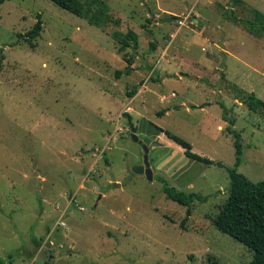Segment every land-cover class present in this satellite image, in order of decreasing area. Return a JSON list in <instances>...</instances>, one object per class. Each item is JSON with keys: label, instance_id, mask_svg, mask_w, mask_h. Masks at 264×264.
I'll list each match as a JSON object with an SVG mask.
<instances>
[{"label": "rangeland", "instance_id": "rangeland-1", "mask_svg": "<svg viewBox=\"0 0 264 264\" xmlns=\"http://www.w3.org/2000/svg\"><path fill=\"white\" fill-rule=\"evenodd\" d=\"M82 3L85 17L52 0L0 5V258L250 262L253 250L215 220L237 161L231 119L242 134L239 171L264 180V111L242 102L249 92L264 99V34L235 20L264 12V0ZM100 9L111 17L103 26L89 21ZM40 17V35L26 39ZM129 29L139 35L137 52H119L112 33ZM131 124L150 148L152 180L132 176L144 149ZM166 131L223 166L189 158ZM165 183L208 198L188 215Z\"/></svg>", "mask_w": 264, "mask_h": 264}, {"label": "trees", "instance_id": "trees-1", "mask_svg": "<svg viewBox=\"0 0 264 264\" xmlns=\"http://www.w3.org/2000/svg\"><path fill=\"white\" fill-rule=\"evenodd\" d=\"M5 1L7 0H0V5ZM52 1L78 16L85 17L87 15L84 10L82 0ZM234 1L240 2L241 0ZM253 14L254 18L252 19L235 17V20L237 22H241L249 31L255 34H264V12L255 9ZM110 18V14L108 12L104 11V9H100L97 14L89 17V21L94 25L103 26L105 23L110 21ZM116 22L120 24L119 20H116ZM42 29L43 23L40 17L34 27L25 34L26 39H36L40 35ZM112 36L119 44V52H124L130 47L135 49L134 51L137 52L139 47V35L133 29H129L126 33L116 30L112 33ZM153 49H155V44H152V50ZM120 74L121 71L116 72L118 77ZM136 92L137 88L134 87L128 93L132 96ZM242 102L245 103L252 111H264V99L258 97L255 92L246 93L242 97ZM230 124L233 126L235 124V119H231ZM232 126L228 128V131L233 134L235 138L234 144L237 161L235 166L228 168L230 177V192L226 202L220 210L218 217L215 220V224L220 231L230 235L235 240L243 243L249 249L253 250V258L246 264H264V180L253 181L239 171L238 167L241 163V156L243 154V144L241 142L242 134ZM160 130L165 132L162 128ZM166 134L186 149L185 153L189 158L209 165L218 164L223 166L221 162H215L210 158L193 152L191 144L185 139L169 131H166ZM164 190L168 198L187 206L188 215L192 214V203L195 200L206 201L208 198L207 196H203L195 192L187 194L183 191H177L175 188L170 187L166 183L164 184ZM182 224H184V221ZM18 255L22 256L23 252L18 253L16 256ZM14 257L15 254H9L8 260L12 261ZM5 262V259L0 258V264H5Z\"/></svg>", "mask_w": 264, "mask_h": 264}, {"label": "water", "instance_id": "water-1", "mask_svg": "<svg viewBox=\"0 0 264 264\" xmlns=\"http://www.w3.org/2000/svg\"><path fill=\"white\" fill-rule=\"evenodd\" d=\"M137 130H138V127L135 126L134 124H131L130 137L132 140L139 142L143 146L144 162H143V164H140V165L134 167L132 176H135L136 174H146L148 179L152 180L153 179V170L151 168V163H150V159H149L150 148L147 144H145L143 141L140 140V138L137 134Z\"/></svg>", "mask_w": 264, "mask_h": 264}]
</instances>
